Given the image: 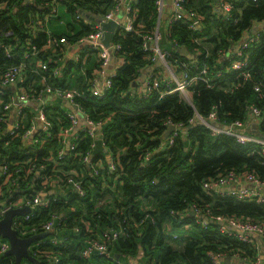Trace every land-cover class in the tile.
<instances>
[{
  "label": "trees",
  "instance_id": "1",
  "mask_svg": "<svg viewBox=\"0 0 264 264\" xmlns=\"http://www.w3.org/2000/svg\"><path fill=\"white\" fill-rule=\"evenodd\" d=\"M7 1L13 7L0 13V33L14 45L18 56L9 59L0 49V64L25 60L26 81L35 86H39L41 75L46 74L49 83L62 87H71L73 83L70 79L80 78L76 87H82L84 76H78V67L75 69L77 72L71 70L70 64L60 67L58 48L42 49V46L49 35L65 36L70 43L78 42L80 37L92 30V23L77 21L76 10L99 19L116 0H58L73 19L68 24L69 32L61 34L49 33L46 27L35 32L32 30L33 25L38 23L37 18L49 13L47 2L53 0H32L29 3ZM227 1L233 5L229 19L216 6L219 0H184L183 18L186 23L174 20L167 28L161 45L169 48L185 46L190 52L197 53L198 64L207 62L210 69L222 71L220 76L215 77L213 87L201 81L192 86V101L200 114L207 116L212 106L216 105L219 120L229 123L246 119L251 106L256 105L263 111L260 126L264 131V34L245 51L250 75L241 86L226 89L227 85L236 81L237 71L227 70V61L219 60L217 54L218 48H227L231 43L238 42L244 31L264 18V0ZM156 2H131L133 30L118 26L112 37V42L120 45L118 53L125 57L124 64L116 68L105 94H88L80 99L82 107L93 120L104 121L103 138L117 165L114 173H110L107 166L96 174L85 169L82 156L89 150V136L78 139L76 149L69 151L63 159L57 158L61 128L69 122L60 106L47 107L46 114L52 123L51 134L38 135L37 144L25 145L20 137H11L4 130L0 133V162H10L12 169L44 164L46 173H54L66 182L72 174L70 169L75 167L84 181L85 196L79 197L70 192L71 184L68 183L65 186L67 193L52 200L49 206L38 209L30 221L46 219L51 212L64 216L57 231L63 241L58 244L46 241L42 246L43 250L53 254L54 264H123L138 256L140 250H143L148 264H213L211 252L226 256L237 253L239 264H243L242 260L255 264L260 254L261 248L256 241H244L236 232H221L218 217H249L264 224V202L238 199L226 192H207L202 186L204 180L231 170H252L264 180V153L259 146L253 142L243 143L224 133L214 135L203 124L189 123L195 113L193 105L177 92L161 95L166 90L162 84L152 87L147 96L131 92L134 79L152 64L142 44L143 35L151 32L157 22ZM191 13L194 14L190 19ZM197 15L202 16L198 27H188L187 23ZM28 41L36 44L39 51L24 58ZM180 56L187 59L184 55ZM39 60L47 62L48 69L39 68ZM94 64L99 65L98 62ZM56 65L60 68L58 73L53 70ZM86 68L88 73L90 67ZM254 85L259 86L260 94L254 90ZM167 121L185 124L187 130L184 135L178 133L174 142L166 147L162 144ZM0 125L3 123L0 122ZM19 171L21 175L25 174V169ZM189 204H195L202 210L208 208L212 221L206 226L198 223L192 213L184 212ZM75 226L79 230H75ZM111 229L121 231L108 244L111 257L98 252L87 258L81 256L88 238H102L103 233ZM10 257L0 255V264ZM38 258L39 264L51 261L40 254Z\"/></svg>",
  "mask_w": 264,
  "mask_h": 264
},
{
  "label": "built area",
  "instance_id": "2",
  "mask_svg": "<svg viewBox=\"0 0 264 264\" xmlns=\"http://www.w3.org/2000/svg\"><path fill=\"white\" fill-rule=\"evenodd\" d=\"M133 0H124V8L122 10V3L116 0V3L99 19L95 17L91 18L86 15L84 11L76 10L75 18L77 21H83L85 23H92V30L80 37L75 44L86 45L90 50L96 53V63L99 65L89 70L84 66L81 68L84 72V83L82 87H62L47 81V75H41L39 86H35L32 82L26 81V68L27 64L25 60H21L18 63L3 65L0 64V133L4 130L11 137H20L21 141L25 145H34L39 142L40 135H50L52 123L48 119L46 109L48 106H60L64 110L66 117L68 118V124L61 128L60 142L61 145L58 148V159H63L69 151H74L78 145L77 140L85 136L91 138L89 150L83 154L82 162L87 171L96 174L99 169L108 167L110 173H114L117 170L115 163V156L111 153L105 144L103 138L102 127L103 120L95 121L89 113L82 107L81 98H85L88 94L95 96H102L105 91L111 86L112 77L116 74V68L120 67L125 62V57L118 53L120 47L119 43L112 42V39L108 46H105L102 42L103 29L98 20L106 21L109 19L117 20L118 16L122 14L123 21L119 24L125 30H133V14L130 13V6ZM165 0H157L158 19L156 25L151 32L143 35V51L152 61L150 70L146 72L144 81L141 80V74L136 77L133 82V89L131 92H138L147 96L152 87H157L159 84L164 85L166 88L161 95L168 92H177L179 96L193 105L192 97L194 89L192 86L195 82L201 81L208 87H213L214 79L220 76L222 71L210 69V65L207 62L202 64L197 63V53H192L193 58L183 59L178 48L175 45L171 48L163 47L161 42L163 40V34L160 29V19L163 14ZM184 0H172V6L174 12L170 15L168 21V27L174 20H184L183 11ZM49 4V13L55 14L60 4L58 0L47 2ZM13 5L8 3L7 0H0V13L3 10L11 9ZM233 5L227 0L219 1V10L225 15V18L231 17V9ZM194 13H191L190 19ZM202 16L197 15L187 23L188 27H198L199 21ZM95 19V20H94ZM94 20V22H93ZM236 20V19H234ZM41 25V23H38ZM8 32L5 33L7 35ZM264 34V18L261 21L255 22L253 27L244 31L243 36L235 42L231 43L227 48H218L217 54L219 60L227 61L225 68L227 70H236V81L232 85H227L226 89H233L241 86L243 82L249 77L250 72L248 70L249 59L245 52L246 49L253 44H256L261 35ZM69 42L65 36L49 35L46 43L42 46V49L46 48H59L62 44ZM70 43V42H69ZM0 49L4 52V55L9 58H16L17 52L14 50V45L5 40L0 33ZM39 51L36 44H31L28 41L27 50L24 52L23 57L29 58L34 56ZM179 54H178V53ZM229 53L228 56L226 54ZM77 59H84L80 53L77 55ZM113 61V67L111 71H108V66ZM156 61L160 62V65H156ZM37 66L43 70L48 69L49 64L45 61L39 60ZM148 67V66H147ZM224 67V66H222ZM54 73H58L60 68L56 65ZM37 73H40L36 70ZM226 83V82H225ZM228 83V82H227ZM254 90L260 94V88L258 85H254ZM126 92H123L125 94ZM50 97L54 99V102L47 100ZM63 101L68 102V106L62 105ZM57 102L58 104H56ZM60 103V104H59ZM195 108V107H194ZM12 116V120L10 118ZM79 116L83 118L84 123L81 128L74 131L76 128ZM263 120V111L260 107L252 105L251 109L246 115V119H236L229 123L221 122L218 118V112L216 105H213L207 116L200 114L196 108L195 113L189 119L191 124H203L211 129L212 134L217 135L224 133L236 137L237 140L245 142H253L257 144L260 150L264 153V131L261 129V122ZM220 123L222 125H218ZM167 128L173 124L175 130L166 137L162 146H170L174 142V137L181 133L184 135L187 130V125L182 123H174L167 121ZM39 135V136H38ZM96 139H101L106 149L105 152H100L97 155H93L92 151L95 146ZM78 154V151H75ZM80 154V153H79ZM101 154V155H100ZM102 156V157H100ZM29 161V160H28ZM25 169V174L21 175L19 170ZM53 171H56L53 166ZM83 170V169H82ZM70 174L65 179L55 176L54 173H46V166L40 165H28V167L19 166L12 169L10 162L2 160L0 162V218L4 215V212L9 208L29 206L30 210L25 214L15 215L12 220V227L17 231V234L21 237L28 236L41 231L50 230L51 233L46 237L40 238L29 245V252L35 257L45 256L47 260H51L46 264H54L52 261L53 254L50 251L43 250V243L49 241L53 244H58L63 239L58 235L57 231L59 226L63 223L64 216L58 215L57 212H51L50 217L39 220L38 222L31 223V219L36 214L38 209L49 206L52 200L60 198L62 193H67L65 186L71 184L70 192L75 193L79 197L86 195V188L83 179L78 175V171L75 167L70 169ZM32 177L30 178V176ZM78 175V176H77ZM77 176V177H76ZM244 179L249 182L250 185L243 186L238 190H226V187L236 181L237 179ZM203 188L207 192H226L235 195L238 199L243 200H257L264 202V180L256 175L252 170L241 171H228L225 173H219L214 178L204 180L202 183ZM205 210V212H203ZM200 209L195 204H189L184 212H195L196 221L203 226H206L208 222L201 215L206 214L209 219L212 216L208 214V208ZM219 230L223 233L231 234L236 232L238 236L244 241L253 240L249 233L260 234L264 237V224L255 219L249 217H236V216H219ZM187 225V224H186ZM230 226L237 227L241 230L238 232L230 228ZM75 230H79L78 226L74 227ZM121 231L111 229L103 233L102 238L86 240V244L82 248L80 254L82 257H89L93 252H98L103 255L110 256L108 244L111 240L117 238ZM174 237L176 235L174 234ZM10 247L8 239L0 236V255H5V252ZM4 264H15V258L13 255ZM210 256L213 260V264H239L240 258H237L239 254L234 253L230 256V262H225L223 253L211 252ZM27 259H23L22 264H30ZM55 260V258L53 259ZM261 261V255L257 257L255 264H259ZM123 264H133L131 262Z\"/></svg>",
  "mask_w": 264,
  "mask_h": 264
},
{
  "label": "crops",
  "instance_id": "3",
  "mask_svg": "<svg viewBox=\"0 0 264 264\" xmlns=\"http://www.w3.org/2000/svg\"><path fill=\"white\" fill-rule=\"evenodd\" d=\"M25 3H29L31 2L32 0H23ZM120 1V4L121 5H124V0H119ZM126 1V0H125ZM220 1V0H219ZM216 6L219 8V2L216 4ZM39 7V6H38ZM64 9L65 11V14H67V10L65 8V6L63 4H59L58 5V10H57V13L55 14H44L42 17H38L37 20H38V23H41V25H39L38 23L33 25V32H35L36 30H40L42 29L43 27H46L47 31L49 33H64V32H69V27H68V24L70 22V19L69 18H61L58 17V20H59V23L60 25H56L58 27H61V26H64L63 28L64 29H60V32H55L53 31L50 26L48 25L50 20L52 19L51 17H53L54 15H57L59 10L60 9ZM123 9V8H122ZM174 12V8L172 6V4H168L166 2V0L164 1V8H163V14L161 16V19H160V29H161V32L163 34V37H165V33L167 31V27H168V21H169V18H170V15H172V13ZM65 20V21H64ZM62 24V25H61ZM64 24V25H63ZM66 28V29H65ZM71 33H73V31H71ZM58 50L60 51V67L62 66H68V64H70L71 66V70H73V72H77L78 70L80 71L77 72L78 76L80 77L82 75H84V72L83 70L81 69L83 66L86 68V67H90L93 68L94 67V63L96 62V53L93 52V50H90L86 45H79V44H75V43H65V44H62L61 47L58 48ZM81 54L82 56L85 55L84 59H77V55L78 54ZM157 65V64H156ZM78 67L77 71H75V69ZM145 78H142L141 77V80L144 81ZM41 80H39L40 82ZM38 82V83H39ZM70 82L73 83V84H70L72 85L71 87H76L77 85L80 84V78H72L70 79ZM34 84V83H33ZM35 85V84H34ZM47 100H51L52 102H54V99H51L50 97H47L46 98ZM56 104H58L57 102H55ZM62 105H65V106H68V104L66 103V101H63L61 103ZM2 104H0L1 106ZM11 120H12V116H10ZM84 123V120L82 117L79 116V121H78V124L76 126V128L74 129V131H77L81 128V126L83 125ZM250 185L249 182H246V180L244 179H237L236 181H233L232 183H230L227 187H226V190H238L240 189L241 187L243 186H248ZM253 236L252 239L254 241H256V243L259 245V248L260 249V255H264V237L260 234H256V233H252ZM140 257V258H139ZM141 254L138 253V256L136 257H131L129 262L131 263H134V264H145V260L141 258ZM264 257V256H263ZM241 263L243 264H247L245 263L243 260L241 261ZM259 264H264V258L261 257V261L259 262Z\"/></svg>",
  "mask_w": 264,
  "mask_h": 264
},
{
  "label": "water",
  "instance_id": "4",
  "mask_svg": "<svg viewBox=\"0 0 264 264\" xmlns=\"http://www.w3.org/2000/svg\"><path fill=\"white\" fill-rule=\"evenodd\" d=\"M168 4H172V0H166ZM122 8L124 6L122 5ZM123 10V9H122ZM87 16L93 18L94 16L89 15L86 13ZM102 26L103 29V34H102V42L105 46H108L113 34L116 30V28L119 26L120 23L123 21L122 14H120L117 18L115 19H109L106 21L98 20ZM179 52L184 55L187 58L192 59L193 54L188 50L187 47L181 46L178 48ZM229 53L226 54L228 56ZM113 61L114 59L111 60V63L108 66V71H111L113 67ZM157 65H160L159 61H156ZM151 66H148L145 68L144 72L141 74V77L144 78L146 76V72L150 70ZM68 104V102H66ZM199 124V122L197 123ZM218 125H222L220 123H217ZM175 130V126L173 124L169 125L166 132L165 136L168 137L171 132ZM106 149L104 148L103 142L101 139H96L95 141V146L93 148L92 154L95 156L99 154L100 152H105ZM30 210L29 206H24V207H14V208H9L4 212V215L0 218V236L6 238L10 242V247L7 249L5 252V255H13L15 258V264H22L23 259H27L30 262L34 264H39L40 260L39 258L35 257L33 254L29 252V245L33 243L34 241L46 237L51 233L50 230L48 231H41L37 232L28 236L21 237L17 234V231L12 227V220L15 215L19 214H25ZM193 215H195V212H192ZM202 218H204L207 221H212L208 218L206 214L201 215ZM231 229L236 230L238 232H241L240 229L237 227L230 226ZM250 236H253L252 233H249ZM116 257H118V254H115ZM264 255H261L262 258ZM230 256H225L224 261L225 262H230Z\"/></svg>",
  "mask_w": 264,
  "mask_h": 264
},
{
  "label": "rangeland",
  "instance_id": "5",
  "mask_svg": "<svg viewBox=\"0 0 264 264\" xmlns=\"http://www.w3.org/2000/svg\"><path fill=\"white\" fill-rule=\"evenodd\" d=\"M58 17H60V19L61 18H64V17H66V18H69L70 19V21H73V19H72V17H71V15H70V13H67V14H65V11H64V9H60L59 10V12H58V14L57 15H54L53 17H51L52 19L50 20V22H49V26H50V28L53 30V31H55V32H60V29H64L63 27L64 26H61V27H58V26H56V25H60V23H59V20H58ZM65 21V20H64ZM62 25V24H61ZM64 25V24H63ZM66 29V28H65ZM191 227H192V225H191ZM186 229V228H185ZM190 229V227L186 230V232L188 231ZM139 253L141 254V258L142 259H144V252H143V250H140L139 251ZM140 258V257H139ZM145 260V259H144ZM147 260H145V264H148L147 262H146ZM150 264H152V263H150Z\"/></svg>",
  "mask_w": 264,
  "mask_h": 264
}]
</instances>
